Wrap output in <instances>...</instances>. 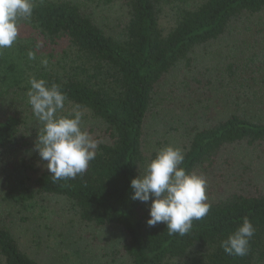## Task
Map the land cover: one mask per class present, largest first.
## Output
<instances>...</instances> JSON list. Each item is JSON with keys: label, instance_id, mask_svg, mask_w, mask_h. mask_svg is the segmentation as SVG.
<instances>
[{"label": "trees", "instance_id": "1", "mask_svg": "<svg viewBox=\"0 0 264 264\" xmlns=\"http://www.w3.org/2000/svg\"><path fill=\"white\" fill-rule=\"evenodd\" d=\"M115 1L122 3L124 21L113 34L86 5ZM185 1L33 0V15L19 22L16 43L0 50V172L7 156L27 147L25 133L34 130L18 100L6 97L27 95L33 77L59 85L65 104L79 105L100 121L101 134L95 136L96 157L83 174L53 182L47 169L21 158L17 173L0 185L2 198L34 213L42 195L60 196L82 222L120 226L124 264H264V190L255 182L249 157L236 156L237 151L264 152L263 121L238 114L209 119L190 138L181 167L208 177L201 175L211 207L188 234L169 235L164 223L149 227L151 200L131 199L130 181L141 175L146 160L144 125L159 83L174 68L189 66L195 49L224 36L238 21L264 16V0H202L193 7ZM30 50L34 61L28 59ZM257 97L246 94L245 103H256ZM244 217L255 228L250 251L227 255L221 242ZM0 260L40 264L5 224H0Z\"/></svg>", "mask_w": 264, "mask_h": 264}, {"label": "rangeland", "instance_id": "2", "mask_svg": "<svg viewBox=\"0 0 264 264\" xmlns=\"http://www.w3.org/2000/svg\"><path fill=\"white\" fill-rule=\"evenodd\" d=\"M201 1L185 2L193 7ZM86 7L100 26L113 34L119 32L124 21L121 2ZM157 90L144 125L146 160L141 175L161 148L173 146L183 153L190 138L208 125L209 119L224 120L238 114L264 122V16L244 18L224 36L195 49L191 64L174 68ZM249 93H258L256 103H245V95ZM14 100H18V108L29 116L34 130L25 133L29 139L26 148L19 147L13 155L7 156L10 161L4 163L7 169L0 172L1 187L17 173L21 158L47 169V161L41 160L35 150L42 124L33 115L28 95L19 94L15 99L6 97L7 102ZM74 110L67 103L58 116H67ZM82 113V129L94 140L95 136L100 137V121L88 112ZM236 153L237 159L242 155L249 157L247 162L255 169V182L264 190V157L260 158L264 152L254 153L257 155L247 151ZM215 171L221 170L216 168ZM220 175L223 177L222 173ZM225 189L230 190L228 186ZM2 195L4 192L0 191V224L9 226L22 247L40 264L125 263V256L120 253L125 232L120 226L97 227L82 222L71 204L60 196L42 195V205L32 213L4 201Z\"/></svg>", "mask_w": 264, "mask_h": 264}, {"label": "clouds", "instance_id": "3", "mask_svg": "<svg viewBox=\"0 0 264 264\" xmlns=\"http://www.w3.org/2000/svg\"><path fill=\"white\" fill-rule=\"evenodd\" d=\"M33 9V0H0V50L11 48L16 43L19 21H30ZM36 58V53L30 50L28 59L34 61ZM40 63L46 67L47 58L41 59ZM28 83V104L42 124L35 150L41 160L47 161L46 167L53 182L75 179L95 159L98 142L82 129L83 113L79 105L69 115L58 116L66 101L59 85H49L44 79L35 77ZM184 158L179 148L163 147L147 163L143 175L130 181L132 200L145 203L151 200L147 225L155 227L164 223L169 235L188 234L193 221L206 217L211 207L207 203V181L181 167ZM254 234V226L244 217L242 224L220 246L227 255L246 256Z\"/></svg>", "mask_w": 264, "mask_h": 264}]
</instances>
